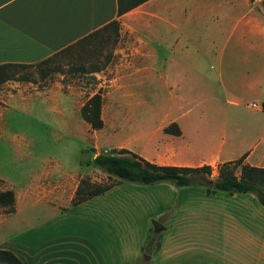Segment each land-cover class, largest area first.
I'll list each match as a JSON object with an SVG mask.
<instances>
[{"label":"crops","instance_id":"1","mask_svg":"<svg viewBox=\"0 0 264 264\" xmlns=\"http://www.w3.org/2000/svg\"><path fill=\"white\" fill-rule=\"evenodd\" d=\"M200 26L211 27L205 37L210 49L195 48ZM61 53L77 58L64 73L94 76L96 90H147L153 84L177 91L174 113L163 114L148 130L132 128L142 146L113 148L160 166L214 167L240 158L241 164L264 168V9L256 0H145L119 15L116 0H0V64L28 65L40 74L35 81L1 83L0 108L26 100L28 90L46 106L70 102L56 94V84L46 82L50 70L41 63ZM215 85L220 95L214 94ZM187 89L201 91L200 100L182 106L185 95L179 92ZM55 112L64 121V113ZM100 117L104 128L108 120L101 108ZM170 123L179 134L163 131ZM46 175L32 178L23 190L0 188L14 196L7 218L18 220L25 203L45 215L34 222L25 219L26 229L2 249L21 264H135L141 245L103 238L109 232L98 215L107 211L99 205L108 201L114 186L72 206L79 176L52 182ZM63 200L65 205H59ZM82 207L94 211V219L64 216ZM70 229L82 234L71 237ZM240 241L221 250L198 248L190 255L181 254L182 245H159L153 264H264V220Z\"/></svg>","mask_w":264,"mask_h":264},{"label":"rangeland","instance_id":"2","mask_svg":"<svg viewBox=\"0 0 264 264\" xmlns=\"http://www.w3.org/2000/svg\"><path fill=\"white\" fill-rule=\"evenodd\" d=\"M256 1L264 9V0ZM210 28L198 27L200 44L195 48H212L205 43ZM73 60L77 58L71 59L61 53L46 64L50 70L46 82L56 84L59 87V90L57 87L54 90L56 94H65L70 102L46 106L32 95L33 91L28 90L25 94L30 96L26 95V100L1 105L0 188L5 184L7 188L23 190L32 178L44 173L52 182L58 179L68 182V179L79 176L78 181L85 179L94 184H111L114 188L109 192L110 198L99 205L108 213L98 215L105 219V228L109 232L103 238L107 243L111 240L115 244L141 245L135 264H153L159 245H182L181 254L184 255L195 254L198 248L221 250L241 245L240 238L244 232L249 231L256 221L264 220V207L252 192L216 190L206 193L204 185L176 186L170 181L139 184L120 180L87 163L95 152L106 153L119 145L136 149L142 146L141 139L133 138L132 128L148 130L163 114L174 113L177 91L153 84L147 90H96L94 76L64 73ZM15 75L34 81L40 76L30 66L17 68ZM213 89L214 94L220 95L218 86ZM97 91L103 97L101 112L108 121L104 128L93 130L76 110ZM128 92L132 93V98ZM179 93L185 95L182 106L200 100L201 91L187 89ZM136 99L143 101L138 104L131 102ZM57 108L66 116L64 121L58 118ZM217 166L211 167L207 175L209 179L217 177ZM228 168L235 175L239 174L236 163H231ZM63 202L65 200L59 205H65ZM90 210L89 207L67 210L64 216L73 220L81 216L94 219L90 215L94 211ZM21 213L18 220L12 215L7 218L10 213L0 208V248L14 242L17 231L26 229L25 219L34 222L45 216L32 208L31 203H25ZM153 222L160 226L157 231L153 229ZM68 233L71 237L82 234L75 229Z\"/></svg>","mask_w":264,"mask_h":264},{"label":"trees","instance_id":"3","mask_svg":"<svg viewBox=\"0 0 264 264\" xmlns=\"http://www.w3.org/2000/svg\"><path fill=\"white\" fill-rule=\"evenodd\" d=\"M145 0H116L117 14H121ZM71 47V46H69ZM66 47L64 49L67 50ZM46 59L43 62H47ZM39 63V64H41ZM29 67L11 63L0 64V84L13 79H25L23 75H15L17 68ZM102 97L99 91L86 98L79 108L81 119L93 130L102 127L100 117ZM166 133L177 135L179 129L174 123L163 128ZM88 164L93 165L120 180L139 184H153L159 181H170L176 186L204 185L206 193L216 190L226 193L252 192L258 203L264 207V168L241 164V159L218 164L217 177L211 180L209 165L198 167L160 166L139 157L125 148H112L106 153L96 154ZM235 164L239 174L235 175L228 165ZM111 184H94L85 179H80L70 199L71 205H77L92 196L101 194L111 188ZM0 208L6 213L14 210V196L9 189L0 190ZM0 263L21 264L18 257L7 249L0 248Z\"/></svg>","mask_w":264,"mask_h":264},{"label":"water","instance_id":"4","mask_svg":"<svg viewBox=\"0 0 264 264\" xmlns=\"http://www.w3.org/2000/svg\"><path fill=\"white\" fill-rule=\"evenodd\" d=\"M158 228H160V226L157 223L153 222V229H154V231H157Z\"/></svg>","mask_w":264,"mask_h":264},{"label":"built area","instance_id":"5","mask_svg":"<svg viewBox=\"0 0 264 264\" xmlns=\"http://www.w3.org/2000/svg\"><path fill=\"white\" fill-rule=\"evenodd\" d=\"M251 107L260 108V106L255 105L254 103L250 104Z\"/></svg>","mask_w":264,"mask_h":264}]
</instances>
